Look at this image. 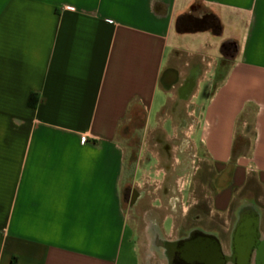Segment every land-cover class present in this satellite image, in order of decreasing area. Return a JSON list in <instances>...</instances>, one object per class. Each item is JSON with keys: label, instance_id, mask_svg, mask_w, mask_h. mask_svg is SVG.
I'll use <instances>...</instances> for the list:
<instances>
[{"label": "crops", "instance_id": "obj_1", "mask_svg": "<svg viewBox=\"0 0 264 264\" xmlns=\"http://www.w3.org/2000/svg\"><path fill=\"white\" fill-rule=\"evenodd\" d=\"M195 5L220 34L177 31ZM198 32L207 41L184 40ZM229 40L237 50L225 76L186 110L198 162L173 184L164 166L161 180L143 167L139 182L128 137L161 162L154 138L178 133L181 82L167 86L165 75L182 80L209 44ZM128 186L153 194V207L162 190L173 225L197 205L225 230L245 204L264 223V0H0V264H145Z\"/></svg>", "mask_w": 264, "mask_h": 264}, {"label": "flooded vegetation", "instance_id": "obj_2", "mask_svg": "<svg viewBox=\"0 0 264 264\" xmlns=\"http://www.w3.org/2000/svg\"><path fill=\"white\" fill-rule=\"evenodd\" d=\"M179 27L182 30L209 31L215 34L218 24L214 14L195 5L184 15ZM224 42L220 45L219 51L223 58H231L232 48L225 46ZM203 60L206 58L193 59L182 80L174 70H169L164 77L167 86L171 81L181 82L178 99L172 107L178 116V133L171 140L157 136L152 142L153 148L161 158L160 163L168 169L164 177L166 183L171 175L174 177L177 172L191 171L194 167L193 163L198 162L193 143L183 132L184 129H189L190 122L194 121L193 117H184L186 106H192V104L187 105V102L193 96L190 94L185 104L182 98L188 96L193 83H197L203 75ZM181 107L183 109H180ZM173 146L176 148L174 149ZM197 170L202 171L201 178L206 180L209 175L205 167L199 165ZM213 178L215 182L218 181L215 174ZM124 196L128 211L138 219L139 232L144 244L145 264H264V232L262 231L264 223L259 220L258 213L250 210L251 208L246 204L235 211L228 230L223 229L217 221H207L204 207L197 205L181 221H177L174 225L173 221H170L171 235L166 238L163 235L167 231L163 198H157L156 205L159 207H153L151 204L154 203L155 196L146 189H138L136 186L126 187Z\"/></svg>", "mask_w": 264, "mask_h": 264}, {"label": "rangeland", "instance_id": "obj_3", "mask_svg": "<svg viewBox=\"0 0 264 264\" xmlns=\"http://www.w3.org/2000/svg\"><path fill=\"white\" fill-rule=\"evenodd\" d=\"M184 36H186V38L184 40L191 41V43L192 42H194V43H197V42L202 43L203 42L204 43L205 41H207V36H206L205 32H198V33H191V34L186 33V34H184ZM210 39H212V38H210ZM208 46H209L208 49L204 50V56L206 57V61L203 63L204 64L203 65V71L204 72L200 78L201 84H199V89L201 92L199 91V94L196 97H193V99H192L193 102L189 101L187 103V105L192 104L193 107L192 106L191 107L186 106V110L192 111L193 109H195V108L197 109L198 107L202 106L205 103L206 99L208 98V96L210 95L212 90L215 88V86H217V84L225 76V74H226V72H227V70H228V68L232 62L231 58H223L219 49H216L215 52H212L210 48H213V44H209ZM202 90H203V93H202ZM186 117H187V115H186ZM188 118H190V117H188ZM142 120H143V118L141 117L139 119V122L141 123ZM125 142H126L125 144H127V165L129 167L130 174H133L137 170V168L140 166L142 168V170H140V172L138 171L137 179L139 182L142 183L143 180H145V172L143 174V167H147L146 169H148V167H150L149 169L152 172V177L154 179L161 180L162 174L159 173V170H161L160 168L163 167V164H161L157 160V158L153 157L146 150V145H145L144 149L141 150V144H142L141 139L139 140V137L137 135H132V136H129L128 140ZM174 149H175V147H174ZM147 162H149L150 166H145L147 164ZM207 173L209 174V172H207ZM175 177H176L175 180L178 182L182 176L175 173L174 177L171 175V178L168 181V183L173 184ZM123 192H122V197H123L125 208H126V210L130 216L135 217V215L131 214L128 211L127 202H126V199H125ZM156 194L158 196H160L161 198H163L162 197L163 196L162 190L156 191ZM198 194L200 196L203 195V193L200 189V183H198ZM156 203H158V202L156 201ZM136 220L138 222L137 218H136ZM169 228H170V221H167L165 223V229L167 231H169Z\"/></svg>", "mask_w": 264, "mask_h": 264}, {"label": "trees", "instance_id": "obj_4", "mask_svg": "<svg viewBox=\"0 0 264 264\" xmlns=\"http://www.w3.org/2000/svg\"><path fill=\"white\" fill-rule=\"evenodd\" d=\"M185 14H181L179 15L178 19H177V31L178 32H183V30L179 27V23L181 22V20L183 19ZM221 33V27L218 25V29L216 31V35L220 34ZM224 45L225 46H229L232 48V53L234 54V52L237 50V45H236V42L232 41V40H229V41H225L224 42ZM30 105L31 106H35V95L32 94L31 95V98H30V101H29ZM10 264H18V260H17V257H13L10 261Z\"/></svg>", "mask_w": 264, "mask_h": 264}, {"label": "water", "instance_id": "obj_5", "mask_svg": "<svg viewBox=\"0 0 264 264\" xmlns=\"http://www.w3.org/2000/svg\"><path fill=\"white\" fill-rule=\"evenodd\" d=\"M194 86H195V83H193V85H192V87H191L190 90H192V89L194 88ZM259 220H260V219H259ZM259 225H260V224H259ZM259 225H258V226H259Z\"/></svg>", "mask_w": 264, "mask_h": 264}, {"label": "built area", "instance_id": "obj_6", "mask_svg": "<svg viewBox=\"0 0 264 264\" xmlns=\"http://www.w3.org/2000/svg\"><path fill=\"white\" fill-rule=\"evenodd\" d=\"M70 9H74V7L73 6H70Z\"/></svg>", "mask_w": 264, "mask_h": 264}]
</instances>
